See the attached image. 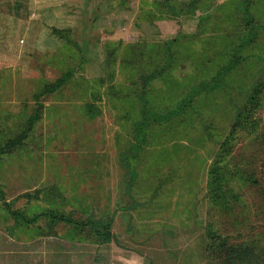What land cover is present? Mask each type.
Here are the masks:
<instances>
[{"label": "rangeland", "instance_id": "1", "mask_svg": "<svg viewBox=\"0 0 264 264\" xmlns=\"http://www.w3.org/2000/svg\"><path fill=\"white\" fill-rule=\"evenodd\" d=\"M246 1L256 40L226 85L178 110L227 63L243 33L239 0H0V264H224L207 226L264 259V96L258 129L237 134L227 156L236 199L221 208L206 195L264 66V0ZM142 98L176 113L151 122L136 151ZM8 207L83 225H26ZM89 219H111L112 240Z\"/></svg>", "mask_w": 264, "mask_h": 264}, {"label": "trees", "instance_id": "2", "mask_svg": "<svg viewBox=\"0 0 264 264\" xmlns=\"http://www.w3.org/2000/svg\"><path fill=\"white\" fill-rule=\"evenodd\" d=\"M247 5L248 3L246 0H239L237 4V10L240 11L242 15L241 20L243 33L238 37L237 42H235L227 63L220 67V69L216 72V74L210 81H201L198 84L192 86L189 89L186 98H183V100L179 102V109L177 108L178 110H183L185 106H189L196 95L202 92H213L220 86H224V84L226 83V76L234 68H236L243 59L241 57L243 50L248 46H251L256 40L258 28L254 24V18L250 14ZM61 83H63V76L60 79L56 80V82H54L52 86H47L45 91L47 92L48 88L50 91H53L57 87H59ZM263 96L264 66L259 78L248 93L243 105L237 110L230 130L227 136L221 141L220 145L218 146L215 158L211 162L208 169L206 195L208 203L211 206H217L221 208L229 207L228 205L230 204V201L232 199H236V194H234L233 191L228 187V177L230 174V170L226 162L227 156L232 152V144L237 134L244 133L251 135L258 129L259 124L257 118L255 117V112L259 107L260 100ZM38 97L39 96L37 95L36 99H38ZM140 111L141 117L135 124L134 138L136 140V146L133 149L136 151L139 150L138 144L144 142L147 131L146 127L150 126L151 122L159 121L162 119L164 120L170 115H173V113H176V111H173L170 114L168 113V115L164 116L156 115L151 111L143 98ZM96 113L97 111L95 109H91V107L88 106V114L90 116H94L96 115ZM17 141L19 142L20 139H17ZM7 210L16 222H21L26 225L34 223L40 217H44L50 221H67L69 223L75 224L77 227H81L83 225V223L74 221L70 217H66L63 214H58L53 210L49 212H43L31 217L26 216L21 211L12 210L9 207L7 208ZM85 223L90 226L95 236L98 237L102 243L112 240L113 236L111 232V219L105 221H95L93 219H89ZM205 231L210 242H208V247H210L212 251H217V253L221 254L224 264H264V259L260 262H253L254 260L252 259V257L248 255L249 252L247 248H244L240 245L234 246L228 244L227 239L224 237L222 238L220 235L214 234L215 232L211 227L207 226Z\"/></svg>", "mask_w": 264, "mask_h": 264}]
</instances>
